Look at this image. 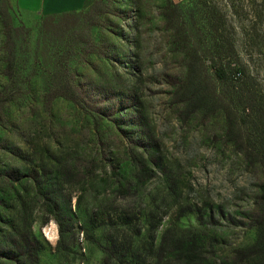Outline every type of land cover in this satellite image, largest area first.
<instances>
[{
    "label": "rangeland",
    "instance_id": "1",
    "mask_svg": "<svg viewBox=\"0 0 264 264\" xmlns=\"http://www.w3.org/2000/svg\"><path fill=\"white\" fill-rule=\"evenodd\" d=\"M164 3L97 0L72 18L95 46L73 63V99L39 80L4 88L0 50V264H242L252 250L264 219V107L255 119L211 100L206 76L198 93L187 87ZM43 15L0 0V45L8 21L31 29L32 47ZM253 33L239 63L263 100L264 25ZM47 187L62 233L40 195ZM10 240L31 258L2 255Z\"/></svg>",
    "mask_w": 264,
    "mask_h": 264
},
{
    "label": "trees",
    "instance_id": "2",
    "mask_svg": "<svg viewBox=\"0 0 264 264\" xmlns=\"http://www.w3.org/2000/svg\"><path fill=\"white\" fill-rule=\"evenodd\" d=\"M94 1L97 0L86 1L79 10L40 17L32 47H29L31 29L22 25L15 26L6 21L3 25L4 38L0 45L2 75L6 78L4 88L19 92L30 81L39 80L43 91L52 92L50 94L55 97L73 99L75 94L71 84L72 73L75 71L73 63L87 54L94 53L95 46L86 45L89 37L83 39V34L79 32L80 21L72 18L83 15L87 3ZM230 1L236 2V0ZM196 2L199 5L195 9H190L185 3L165 0L160 13L166 29L171 32V38L183 42L182 46H178L175 50L181 53L185 77L189 81L187 87L190 86L194 93H198L201 88L199 79L201 76H206L212 80L211 100L215 96L226 102L227 108L240 106L243 112L248 111L246 116L254 114L256 119L255 116L259 115L264 107V99H260L262 97L257 94L252 75L239 63L238 49L242 40L254 39L253 32L258 23L264 25V0H260V3L251 2V9L248 12L243 9L248 6L244 0L232 3L230 5L234 7V12L231 15L220 8L222 0H196ZM236 5L239 8L235 9ZM86 26V29L90 30L92 25L86 24ZM245 36L247 38L244 39ZM206 61L209 63L208 66L205 65ZM260 164L264 169V159ZM10 178L12 176L8 179ZM53 193L47 187L40 195L46 201L48 211L58 221L59 232L62 233L63 227L59 221L61 218L57 213V204L51 202ZM262 204L261 209L264 211V201ZM109 220L110 223L107 225L114 226L111 219ZM94 222L90 219V224L94 226L104 224L102 221L98 224ZM257 222V240L252 250L239 259L242 264H264V219H259ZM128 223L121 219L118 225L125 226ZM108 241L115 243V239L109 238ZM9 243L10 249L4 251L2 255L15 261L21 255L31 258L29 249L20 251L21 246L14 240H10ZM41 248L42 246L36 252ZM123 256L131 257L132 251L127 250ZM33 260L37 262L36 255Z\"/></svg>",
    "mask_w": 264,
    "mask_h": 264
},
{
    "label": "crops",
    "instance_id": "3",
    "mask_svg": "<svg viewBox=\"0 0 264 264\" xmlns=\"http://www.w3.org/2000/svg\"><path fill=\"white\" fill-rule=\"evenodd\" d=\"M20 10L37 14H56L81 9L88 0H9Z\"/></svg>",
    "mask_w": 264,
    "mask_h": 264
}]
</instances>
